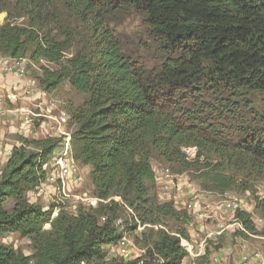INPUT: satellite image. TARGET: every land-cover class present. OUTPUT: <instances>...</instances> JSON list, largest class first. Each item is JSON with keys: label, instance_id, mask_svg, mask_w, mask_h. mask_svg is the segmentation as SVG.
<instances>
[{"label": "trees", "instance_id": "1", "mask_svg": "<svg viewBox=\"0 0 264 264\" xmlns=\"http://www.w3.org/2000/svg\"><path fill=\"white\" fill-rule=\"evenodd\" d=\"M39 1L22 0L31 13L27 26L0 24V53L44 60L36 79L47 93L67 84L85 95L68 108L71 153L89 166L101 201L51 219L54 205L42 207L28 196L60 139H21L0 173V264H108L104 247L119 239L114 222L126 207L135 221L131 229L136 222L166 226L167 219L186 224L184 213L183 219L172 203L151 194L153 153L167 163L210 167L220 193L248 188L227 170L264 174V0H60L74 15L73 28L48 25L40 13L49 4ZM123 9L144 16L165 52L158 71L133 60L112 30L110 18ZM5 10L0 0V15ZM252 95L261 96L260 108ZM183 146L196 148L194 159H185ZM254 202L264 216V197ZM234 217L243 228L237 237H264L249 213L237 209ZM10 234L28 239L31 253L3 243ZM189 238L184 228H162L156 239H145L141 257L111 264H182L188 255L181 239ZM210 255L204 251L194 264H212Z\"/></svg>", "mask_w": 264, "mask_h": 264}, {"label": "rangeland", "instance_id": "2", "mask_svg": "<svg viewBox=\"0 0 264 264\" xmlns=\"http://www.w3.org/2000/svg\"><path fill=\"white\" fill-rule=\"evenodd\" d=\"M44 0H40L42 2ZM47 5L49 4V9L44 10L43 14L47 20V24H55L58 26L65 25V27H74L75 21L73 19V13L69 12L67 7L60 2V0H45ZM5 6V12L0 15V24L4 22H11L18 24L20 26H27L31 21V13L28 10L27 4L25 5L22 0H3ZM110 26L114 31L117 38L121 41L123 47L129 54V56L141 64L147 71L156 72L159 70L165 52H163L161 46L156 41L154 36L150 35L148 28L144 21V16L133 9H123L113 13L110 18ZM71 52H67L65 55L69 57ZM27 76L31 80L35 81L38 86V81L36 79L37 75H40L41 68L46 66L44 60H40L35 63L32 62L28 56L23 58ZM52 98L57 100L60 105L68 112V108L76 107L80 105L85 99V95L72 90L67 84H62L54 92L49 93ZM250 98L252 105L259 107L261 105V96L252 95ZM205 99H209L205 96ZM188 101V100H187ZM208 101V100H207ZM244 111L246 107L242 108ZM245 114L249 115V109L245 111ZM229 116V115H228ZM227 116V117H228ZM227 123H233L234 120L226 118L224 120ZM232 134V133H231ZM6 137H10L13 140L19 142L22 138L18 134H6ZM31 139V138H26ZM151 165L155 172L156 180L151 187V194L155 196L159 202H170L172 203L174 209L181 212L183 219L184 214L188 217V222L185 224L177 223L173 219H167L166 226L158 224H138L136 222V227L134 229L129 228L130 220L133 221L131 210L126 207V209L118 214L117 218H121L123 225L117 227L118 230L123 233L126 238V243L123 246H119L116 242L113 244L105 245L104 249L106 251V261L111 264L112 260L118 262H129L134 261L144 254L143 242L145 239L147 243L156 239V233L159 229L174 230L177 226L187 230L191 239L198 240V238L204 239L207 235L204 227L213 226L216 219L222 220L225 224H232L230 219V213L225 210L217 208L220 202L221 193L214 187L215 184L212 182V174H207L210 168H188L183 165L175 163H167L162 158H160L156 153H153L150 159ZM214 164V161L212 162ZM242 165L241 163H239ZM82 168V165H80ZM4 168L3 165L0 166V170ZM246 168V167H245ZM242 168L238 166L236 170H227L225 173L237 176L238 182H243V186L248 185V188H231L227 191L228 195L235 198L240 203V208L251 215V219L257 230L264 229V216L261 215L254 208L255 197H264V174L257 173L249 168ZM85 172V181L80 185L79 188L75 187V190L70 192V197L56 198L52 188H45L43 191H36V189L30 191L29 200L33 203L39 204L42 207H49L50 205L64 204L67 209H61V211L76 213L78 209H91L97 208L99 205L98 201H92L90 204L84 202L86 197L95 198L93 194L92 186L89 182L87 176V170L82 168ZM168 169L171 180L174 182V189L170 190V194L175 198L161 197L159 191H161L160 186H158V177L162 170ZM239 170V171H238ZM35 194H32V193ZM32 195V196H31ZM174 199L176 204L174 203ZM190 201H193L194 211L188 212L184 205ZM11 202H7L10 205ZM184 213V214H183ZM116 218V219H117ZM201 226L203 227L202 229ZM45 229H49V225H45ZM199 229V230H198ZM236 229L231 227L227 231L223 232L220 236L230 238L229 244L239 246V260L243 254L244 247L247 249H264V238L262 236L249 237L247 240L241 241L235 234ZM228 241L226 243H228ZM3 243H11L14 248H20L25 254L31 253L30 242L26 238H20L17 234H10L2 239ZM220 237H207L204 242V251L208 250L211 255L222 249L224 245H227ZM211 257V258H212ZM232 258V255H231ZM195 261V259H194ZM233 261L230 260L229 264Z\"/></svg>", "mask_w": 264, "mask_h": 264}, {"label": "built area", "instance_id": "3", "mask_svg": "<svg viewBox=\"0 0 264 264\" xmlns=\"http://www.w3.org/2000/svg\"><path fill=\"white\" fill-rule=\"evenodd\" d=\"M25 58V57H24ZM39 85V84H38ZM9 123L10 128L6 132L1 129L0 134V166L4 165L16 145V141L6 137V134H18L22 139L59 138L60 141L53 151L50 159L43 165L45 169L44 179L36 187V191L52 188L56 198L70 197V192L79 188L85 181V172L80 164L73 158L71 153V133L73 125H70L69 113L52 98L49 93L43 91L27 76L26 66L23 58H13L0 53V125ZM185 159L190 161L196 156L195 147H181ZM1 173V170H0ZM158 186L161 197L175 198L170 190L176 187L171 180L168 169L162 170L158 177ZM156 180V177H155ZM32 194H35L34 192ZM221 199L217 208L228 211L232 224L216 219L213 227L207 232L204 239H200L195 245L191 239H181V244L187 251V255L198 257L202 255L204 242L207 237L216 238L229 228L243 230L241 224L234 217V212L240 208V203L229 196L227 191L220 194ZM32 196V195H31ZM92 201L101 200L86 197L84 202L90 204ZM177 201L174 199V203ZM194 202L190 201L184 205L188 212L194 211ZM48 208V207H46ZM67 209L64 204L54 205L51 211V219L58 216L59 211ZM70 212V211H69ZM116 227H121V218L115 220ZM49 225V224H46ZM251 237L256 235H250ZM240 238V237H238ZM264 238V237H263ZM199 239V238H198ZM241 241H245L240 238ZM119 246L126 243L122 233L116 242ZM240 257L239 264H264V249H247ZM212 263L217 262L216 257L211 258Z\"/></svg>", "mask_w": 264, "mask_h": 264}, {"label": "crops", "instance_id": "4", "mask_svg": "<svg viewBox=\"0 0 264 264\" xmlns=\"http://www.w3.org/2000/svg\"><path fill=\"white\" fill-rule=\"evenodd\" d=\"M11 125L9 123H6V125H0V134L2 133L1 129H4V132H6L8 130V128H10ZM10 138V137H8ZM83 168H85L87 171L86 172H89V166H83ZM213 226H205L204 229L206 230V232H208ZM203 227L201 226L200 229H202ZM199 230V229H198ZM191 236H193V234H190V239H191ZM220 239L222 241H228L230 240V238H227V237H221L219 236ZM201 238H199L198 240H195V239H191L192 242H195V245L197 244L198 241H200ZM225 242V243H226ZM246 242V241H244ZM227 245H224L222 247V249H218L217 252H215L213 255V257H216L217 258V262L216 263H212V264H229L230 260L233 261L232 264H239V256H238V253L240 252L238 249H239V246L238 245H231L229 244V241L228 243H226ZM231 255H232V258H231ZM212 257V256H211ZM197 257H193V256H187L184 260H183V263L182 264H194V259H196Z\"/></svg>", "mask_w": 264, "mask_h": 264}]
</instances>
